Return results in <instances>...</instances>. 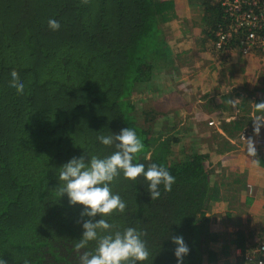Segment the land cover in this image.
Returning <instances> with one entry per match:
<instances>
[{"label":"trees","instance_id":"1","mask_svg":"<svg viewBox=\"0 0 264 264\" xmlns=\"http://www.w3.org/2000/svg\"><path fill=\"white\" fill-rule=\"evenodd\" d=\"M197 2L204 8L203 31L217 50L215 32L228 19L220 2ZM185 4L0 0V259L5 264H79V256L95 248L94 241L75 248L89 218L81 217V205L69 206L66 194L60 196L59 167L73 157L87 161V155H110L114 149L100 144L97 136L126 127L137 132L144 146L136 162L162 165L175 177L171 191L161 188L153 201L143 177H117L112 185L126 208L106 217L108 222L145 233L149 256L137 264H177L174 236H182L189 248L183 264H217L231 249L246 250L264 237V232L241 230L233 239L224 238L222 249L215 251L211 244L224 237V219L210 212L214 202L248 187L234 186L243 181L240 173L225 180L224 171L221 182L213 180L218 156L232 149L219 132L239 137L254 125L257 118L251 113L264 118L256 109L264 98L239 87H233L235 95L230 90L218 98L204 94L209 111L219 109L231 117L233 110L240 111L221 121L220 131L209 139L186 124L196 110L190 108L179 119L163 111L162 120L155 106L149 111L143 106L150 94L162 90L157 79L174 68L164 26L184 16ZM49 19L60 23L59 30L48 28ZM237 43L217 50L223 64ZM12 71L25 84L22 95L9 87ZM234 98L239 99L237 106ZM184 138L191 143L176 154ZM210 145L214 150H207Z\"/></svg>","mask_w":264,"mask_h":264},{"label":"clouds","instance_id":"2","mask_svg":"<svg viewBox=\"0 0 264 264\" xmlns=\"http://www.w3.org/2000/svg\"><path fill=\"white\" fill-rule=\"evenodd\" d=\"M60 23L49 19L48 28L57 31ZM9 87L17 95L24 94L25 84L19 80L15 71H12ZM256 109L264 112V102L256 104ZM254 133L259 134L264 118H257ZM97 141L104 146H111L114 151L103 158L96 155L73 157L59 167L58 191L60 196L65 195L69 206L81 205V217H88L82 223V236L75 244L77 250L85 248L89 242H95L92 251H85L79 256V264H137L144 262L149 256L145 233L135 227H119L110 224L106 217L113 212L124 213L126 202L119 194L112 190L117 177L135 181L143 177L151 201L161 196V188L165 192L172 189L175 177L166 167L156 163L147 166L138 163L137 154L143 149V143L133 128H122L118 134L99 135ZM246 151L255 156L256 147L252 139L247 140ZM99 216L97 220L95 217ZM176 245L173 255L177 264H183V257L189 248L182 236L171 238ZM0 264L5 262L0 259Z\"/></svg>","mask_w":264,"mask_h":264},{"label":"crops","instance_id":"3","mask_svg":"<svg viewBox=\"0 0 264 264\" xmlns=\"http://www.w3.org/2000/svg\"><path fill=\"white\" fill-rule=\"evenodd\" d=\"M185 1L186 12L184 16L164 26V30L167 36V42L169 43V50L174 58V68L173 70H171L172 72L166 73V76H168L170 80L172 79L171 82L176 81L179 78H183L184 75L189 72L188 67L194 65L195 63H202L204 66L209 65L210 61L211 63H213V61L214 64L216 63L212 52H210L212 48L214 49V46L212 43H210V40L207 38V34H205L203 31L204 29H206L203 20L204 8L199 2H197V0ZM181 23L185 24L183 29L180 27ZM186 43H189L188 47H186ZM235 54H238L239 56L237 58V60H239V65L240 63H242V65L247 64L246 73L249 74L247 76H244V74H242L243 71H240L238 75L236 74L237 77H235L237 79H240L239 81L241 83H238L237 85H235V87L243 89L244 83L248 85L247 81L250 84L252 82V86L250 87V85H248L250 88H246V90H254V96L257 95L264 98V89H259L260 85L258 84L259 82L264 85V62L261 63L260 66L257 64L264 61V54L256 53L249 57H243L240 52H235L231 58L234 59ZM208 60L210 61L207 63ZM231 66L233 65L231 64ZM195 68H200V66L197 65ZM212 68L213 66H211V69ZM210 70L202 67L201 73L203 80L199 82L200 91H202L203 96L205 94L208 96L210 95L209 97L215 96L216 98H218V96L222 94V91H220V88L215 87L214 84L211 83L214 77L211 75ZM231 72L232 73L230 75L228 74L229 76H232V74H234L236 70L234 72ZM259 72L262 75H259V77H257V74ZM213 74H215V77L218 75L217 72ZM209 75H211L212 77L204 82V80L207 79L206 77ZM255 75L256 78L252 81ZM170 80L167 79V81L169 82ZM164 82H166V80ZM233 89L234 88L232 87L229 90L233 93ZM229 90H227L226 92H228ZM233 95L235 94L233 93ZM199 97L194 104V110H198L199 112L196 113H201L202 118L204 115V119L201 118L202 121H200L201 119L193 122L189 121V124H193V128L195 129V125H201L200 131H198L199 136H203L206 139L212 138L211 136L214 135V133H217L218 130L220 131L221 121H230L232 117L236 116V114L238 116L240 115V111H237L236 109L233 110L232 117L228 115V112L221 111L219 109L214 112H212L213 110L209 111V109H207L208 104H205L206 100H204L202 96ZM238 100V98H234V100L232 101L235 106H237ZM253 105L254 103L251 104V108H253ZM210 120L216 121V125L209 126L207 122ZM183 124L185 123L183 122ZM219 133L220 136H222L224 139L230 141V146H232V149H230L225 154L218 156V162L214 166L215 176L213 180L215 181L219 178L218 181L221 182V180H223L222 174L224 173V171L225 180L230 175L232 176V174L240 173L243 174V181L239 185L236 184V188H238V186H243L246 183H248V187H246V189L244 190L237 189L232 193L231 196L233 197H230L227 200L216 201L211 207L210 212L212 214H221L224 219V228L222 231L224 232V234L222 233L224 237H222L219 242L211 244L212 248L218 252L222 249V241H224V238L233 239L241 230H253L257 233L264 232V148L262 147L256 150L255 156H251L246 151L247 142L241 143L238 140V136L231 137L230 135L226 134L225 132L223 133L222 131ZM258 137H264L263 124L260 128L259 134L257 135L253 131L250 139L255 140ZM214 148L215 145H210L207 147V150L211 151L214 150ZM231 180V182H233V177H231ZM251 184H253L254 186L252 187ZM247 198H251V202L248 203ZM227 211L233 213V215L229 216L227 214ZM232 253L233 250L231 249L229 256L220 257L217 264H225L226 262H229L230 264H236L234 258L230 256L232 255Z\"/></svg>","mask_w":264,"mask_h":264},{"label":"built area","instance_id":"4","mask_svg":"<svg viewBox=\"0 0 264 264\" xmlns=\"http://www.w3.org/2000/svg\"><path fill=\"white\" fill-rule=\"evenodd\" d=\"M220 2L228 19L226 25L220 26L215 32V49L223 50L238 41L236 52L243 57L256 53L264 54V0H216ZM215 126L216 121L207 122ZM252 131L244 128L239 134L241 143L248 142ZM254 141L256 150L264 148V137ZM236 264H264V237L248 246L246 250L236 248L232 255Z\"/></svg>","mask_w":264,"mask_h":264},{"label":"rangeland","instance_id":"5","mask_svg":"<svg viewBox=\"0 0 264 264\" xmlns=\"http://www.w3.org/2000/svg\"><path fill=\"white\" fill-rule=\"evenodd\" d=\"M184 26H185V24L181 23L180 27L182 29H183ZM188 46H189V43H186V47H188ZM210 52H212V54H213V56L215 58V61H216L215 64H214V61H213V63H211L210 60L207 61V63L209 61L210 62H209V65H206V66H204L202 63H199V64L195 63L194 65H191L190 67H188V69H189L188 73L189 74L186 73L184 75V77L182 75L183 78H179L176 81H172V82H171L172 79L170 80V78L168 76L162 74L159 77V79H157V81H158V83H161L163 85L162 86L163 90H161L159 92H156L153 95L150 94L149 98L145 100L146 103H143V106L145 104H147L146 111H149L148 108L150 106H151L152 109H155V107H156L155 110H159V111L162 112V113H160V119H162V120L164 119V114H165L164 112L171 113V116L177 117V119H179L180 117L184 118L186 116L185 112L187 110H189L190 108L194 109V106H195L194 104L196 103L197 98L199 96H203L202 95L203 93H202V91H200V86H199V82L203 80L202 73H201L202 67L203 68H207L208 70H210L211 66H213V68L210 70L211 71V75L214 77L211 83H213L215 87L220 88V91H222V93H225L230 88L235 87V85H237L238 83H241L239 81L240 79L236 78L237 77L236 74L238 75V73L240 71H243L242 74H244V76L249 75V74L246 73L247 64H243L242 65V63H240V65H239V63H238L239 60H237V58L239 57L238 54H235L234 59L233 58L226 59V60L224 59V61H227V63L223 64L222 63V59H221V55L218 54L217 50H214L212 48V50H210ZM263 62L264 61H262L260 63H257V64L260 66V64L263 63ZM231 64L233 66H231ZM197 65H199L200 68H195ZM235 70H236V72L234 74H232V76H229L232 73L231 71L234 72ZM215 72L218 73V75L216 77H215V74H213ZM211 75L207 76L206 77L207 79H205L204 82L209 80V78L212 77ZM259 75H262V74H260V72H259L257 74V77H259ZM244 78H246V77H244ZM255 78H256V75H255V77H253L252 81ZM167 79L170 80V82L167 81ZM246 79H248V78H246ZM165 80H166V82H164ZM247 84L250 85V87L252 86V82L250 84L247 81ZM258 84L260 85L259 89H264L263 88L264 85H262L259 82H258ZM243 85H244L243 89L250 88L245 83ZM256 86H257V83H256ZM247 92H251V91L247 90ZM149 99H153V101H157V102H152V100H149ZM140 103L141 102H139L138 105ZM239 103H241V101ZM183 106H184V108H182ZM196 112H199V111L196 110ZM251 115L256 117V118H258L257 115H255V114L251 113ZM196 116L192 115L190 121L193 122V121H197V120L202 118V114L201 113H196ZM141 117H143V114H142ZM202 119H204V115H203ZM202 119L200 121H202ZM188 122H189V119H188L187 123ZM195 127H196L197 131H200L201 125L197 124V125H195ZM254 127H255V123H254V125L250 126L249 130L253 132L254 131ZM189 142H190V140H188L187 138H184L182 141H180L179 144L177 145L176 154H178L179 153L178 150L182 148L180 146H182L183 144H185V145L186 144H190L191 142L190 143ZM187 146H189V145H187ZM251 185H252V187L254 186L253 184H251ZM234 186H236V184Z\"/></svg>","mask_w":264,"mask_h":264}]
</instances>
